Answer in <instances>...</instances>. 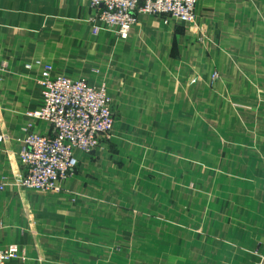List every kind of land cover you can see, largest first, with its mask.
Instances as JSON below:
<instances>
[{"label": "rangeland", "instance_id": "1", "mask_svg": "<svg viewBox=\"0 0 264 264\" xmlns=\"http://www.w3.org/2000/svg\"><path fill=\"white\" fill-rule=\"evenodd\" d=\"M215 1L198 3L193 43L176 35L160 51L181 60L174 89L112 91L88 216L106 263L199 264L188 229L226 232L264 210V0Z\"/></svg>", "mask_w": 264, "mask_h": 264}, {"label": "crops", "instance_id": "2", "mask_svg": "<svg viewBox=\"0 0 264 264\" xmlns=\"http://www.w3.org/2000/svg\"><path fill=\"white\" fill-rule=\"evenodd\" d=\"M215 2L198 1L203 7ZM94 11L87 0H0V179L8 183L0 190V248L17 244L23 255L5 264H112L99 258V229L88 217L102 195L98 159L104 156V140L93 153L76 150L78 166L62 181L60 193L17 183L24 174L20 160L24 136L29 131H54L50 121L29 114L44 102L39 83L43 67L34 62L51 64L53 76L104 81L111 96L117 95L112 91L129 88L167 91L179 83L181 60L172 62L160 51L176 35L193 43L189 24L137 13L129 36L121 38L113 27L93 21ZM161 64L171 65L167 69L176 78H163ZM187 70L189 78L194 70L190 66ZM188 231L197 236L190 237L193 248H186L194 263L264 264V210L235 222L226 232Z\"/></svg>", "mask_w": 264, "mask_h": 264}, {"label": "built area", "instance_id": "3", "mask_svg": "<svg viewBox=\"0 0 264 264\" xmlns=\"http://www.w3.org/2000/svg\"><path fill=\"white\" fill-rule=\"evenodd\" d=\"M95 10L93 21L113 27L121 38H127L137 13L161 17L168 22L190 24L196 19L199 0H87ZM99 27L95 26L96 34ZM42 65L39 83L44 102L40 109L30 111L53 125L52 134L29 131L22 139L20 160L24 174L17 182L24 188L43 192H62V181L78 166L76 150L93 153L103 140L111 136L115 114L112 96L104 81L99 84L85 78L53 76V66ZM33 64H27V68ZM0 179V190L7 186ZM23 258L17 244L0 248V264Z\"/></svg>", "mask_w": 264, "mask_h": 264}]
</instances>
